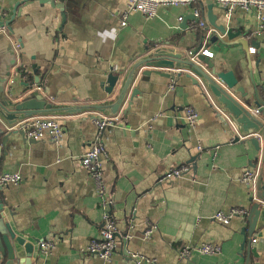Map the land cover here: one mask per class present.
Here are the masks:
<instances>
[{"label":"crops","instance_id":"crops-1","mask_svg":"<svg viewBox=\"0 0 264 264\" xmlns=\"http://www.w3.org/2000/svg\"><path fill=\"white\" fill-rule=\"evenodd\" d=\"M204 2L198 0L196 6L207 25ZM125 8V0H62L56 7L48 0H0V21L12 29H0L3 44L10 45L6 90L16 96L24 90L23 83H30L56 106L100 104L117 93L105 92L109 74L124 77L155 49L195 52L215 29L209 24L211 33L198 29L184 7L159 8L149 20L132 13L122 25ZM212 13L216 25L239 31L240 36L229 40L220 35L204 42L201 50L212 54L208 58L216 71L232 72L254 110L250 75L262 97L264 29L258 31L253 12L236 10L227 16L215 4ZM179 16H184L185 25ZM240 37L253 39L255 47L250 44L245 53L236 44ZM143 70L132 85L139 94L131 102L128 96L116 125L100 135L95 112L58 117L63 135L56 142L48 136L24 141L0 123V175L21 177L16 185L0 186V199L12 231L34 246L31 264H264V222L259 218L257 227H250L254 200L241 181L246 169H255L263 173L258 185L264 184V155L252 141L259 139L262 149L261 139L242 137L184 72L166 78L142 76ZM186 106L199 114L194 128L183 120ZM257 118L264 124V117ZM94 141L101 148L103 178L113 198L110 214L117 227V246L109 262L85 253L88 242L99 238L103 212L94 183L80 163ZM184 165L187 174L164 179ZM236 207L247 209L248 216L232 219L229 225L212 219L216 212ZM42 241L52 248L41 251ZM205 243L218 245L220 252L178 258L183 247ZM1 246L0 264H7L0 236ZM17 258L20 261L13 264H22V248Z\"/></svg>","mask_w":264,"mask_h":264},{"label":"water","instance_id":"water-1","mask_svg":"<svg viewBox=\"0 0 264 264\" xmlns=\"http://www.w3.org/2000/svg\"><path fill=\"white\" fill-rule=\"evenodd\" d=\"M52 7L61 4L62 0H48ZM207 9L206 19L209 26L215 28L214 31L203 38L200 47L193 52L192 57H188L181 52L172 51L168 48L155 49L147 53L144 57L137 60L130 69L126 72L125 76L121 78L119 74H109L107 77V87L105 92L108 96L117 92L112 100L106 99L100 104H79L74 106H56L48 102L41 93L33 89V84L23 83L24 90L13 96L11 89H7V80L10 77V71L6 63V57L10 50L8 42L4 41L3 34H0V123L2 126L13 133H19L25 141L24 132L17 129L16 126L19 122L35 117V116H56L63 115H78L84 112H95L105 116L114 117L118 114L120 108L123 106L129 96V102L132 98L139 94L138 87L132 88L133 83L141 69H147L140 72L142 76H149L150 74L158 75L160 77L177 78L184 72V76L188 78L195 86H200L205 94L211 99L221 113H223L239 130L242 137L256 136L261 139L262 149L260 147L259 139H253L256 147L259 144V150H262L264 155V124L257 118L258 115L264 117V90L261 97L260 91L254 85V80L250 75L251 83L253 85V103L252 106L256 107L258 115H254L253 108L249 105L247 93L241 87H237L238 82L234 78L232 72L216 71L214 64L211 60L202 54L200 50L203 43L212 41L222 36L232 40L240 36V32H233L232 28H225L216 25V16L213 15L212 9L215 3L212 0H204ZM203 8V7H202ZM190 19H195L190 16ZM183 25L186 21L183 20ZM208 24L205 30L208 31ZM7 28L9 33H12L10 23H2L0 21V29ZM236 44L241 45L245 53L249 51V45L255 47L256 42L251 39L247 40L245 37H240L236 40ZM3 54V55H1ZM15 61L10 63L12 67ZM151 70V71H149ZM161 70H166L172 73H162ZM178 71V72H177ZM174 72H177L176 74ZM11 81V79L9 80ZM34 84H38L35 82ZM119 86H118V85ZM118 87H117V86ZM11 88V87H10ZM238 95V97H237ZM263 173L261 172L258 178V183L261 184ZM259 184L260 193L251 208L250 213V227L254 230L259 222V218L264 222V184ZM1 195V193H0ZM252 201V198H251ZM4 204L0 199V236L5 244L8 254L7 264H13L14 261H20L17 258L18 248H22L24 258L22 264H31V258L34 252V246L26 242L21 236H16L12 231L10 224L3 212ZM18 247V248H17ZM3 251V247H0Z\"/></svg>","mask_w":264,"mask_h":264},{"label":"built area","instance_id":"built-area-1","mask_svg":"<svg viewBox=\"0 0 264 264\" xmlns=\"http://www.w3.org/2000/svg\"><path fill=\"white\" fill-rule=\"evenodd\" d=\"M126 8L123 13L122 25H125V18L132 13H139L145 19H153L157 15L159 8L169 7H184L190 11V14L195 19V25L198 29L206 27L205 20L201 19L200 10L196 6L198 0H125ZM215 4L221 6L227 16H231L234 11L241 10L243 12H253L258 21V31L264 29V0H212ZM184 16H179L178 21H183ZM194 24L191 28H193ZM208 33H211L206 31ZM200 54L211 57L212 54L206 50H201ZM188 57L193 56V52L186 53ZM12 82V81H10ZM37 91H41L40 87L36 88ZM254 115H258L256 109L253 110ZM183 120L189 128H194L199 120L198 112L192 107L186 106L183 108ZM118 121V116L109 117L102 114L94 115L93 122L96 128V134L100 135L106 128L113 127ZM17 129H21L27 139L40 140L45 136H48L51 141H58L63 135V128L56 116H35L27 118L19 122L16 126ZM101 148L94 142L89 143L88 148L84 155L80 159V163L85 172L89 175L94 183L95 194L100 201V206L103 210L101 225L99 230V238L92 239L85 247V253L98 259L109 262L114 250L116 249V234L117 227L113 221L110 208L113 204L112 196L106 190V184L103 178V169L100 164ZM189 167L184 165L172 169L165 176V180H172L189 172ZM242 183L250 190L252 200H256L258 189L259 173L255 169H246L242 174ZM21 177L18 174L2 173L0 175V186L16 185L20 182ZM248 216V210L242 207L232 208L227 212L218 211L212 219L222 225H229L232 219L245 218ZM151 230L146 231L145 235L148 236ZM257 239H253L251 242L255 244ZM41 251H47L52 248V243L42 241L38 243ZM220 252V248L216 244L205 243L196 246H185L178 252V258L180 260H187L194 254L201 255H216ZM132 258L138 259V255L132 254ZM139 263V261H138Z\"/></svg>","mask_w":264,"mask_h":264}]
</instances>
